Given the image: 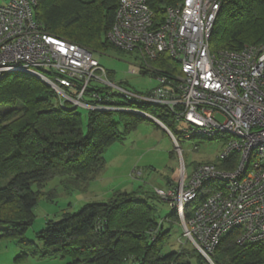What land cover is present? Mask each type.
Here are the masks:
<instances>
[{
  "label": "built area",
  "instance_id": "obj_1",
  "mask_svg": "<svg viewBox=\"0 0 264 264\" xmlns=\"http://www.w3.org/2000/svg\"><path fill=\"white\" fill-rule=\"evenodd\" d=\"M36 4L9 0L0 5V78L35 77L64 109L139 115L163 126L180 166L173 183L154 193L177 216L186 241L208 262L231 231H238L240 245L264 247V38L213 53L210 38L222 0H183L165 8L161 20L146 0H118L106 39L133 54L139 72L157 81L138 92L114 83L90 50L48 34L34 17ZM161 58L173 69L161 72L151 65ZM128 73L136 74L134 69ZM144 104L183 125L180 140L220 139L224 147L217 162L195 163L188 171L179 140L139 109Z\"/></svg>",
  "mask_w": 264,
  "mask_h": 264
},
{
  "label": "trees",
  "instance_id": "obj_2",
  "mask_svg": "<svg viewBox=\"0 0 264 264\" xmlns=\"http://www.w3.org/2000/svg\"><path fill=\"white\" fill-rule=\"evenodd\" d=\"M182 1L146 0L160 20L165 8ZM117 3L118 0H37L33 11L48 34L95 54L110 48L118 50L106 39ZM263 37L264 0H222L210 38L211 52L236 51L260 43ZM151 65L161 72L174 67L167 58L152 61ZM1 106L0 178L9 180L0 187V238L15 239L27 255L70 257L69 264H190L191 260L209 264L188 241L189 245L179 251L162 254L161 247L171 227L165 229L154 215L155 208L145 200L134 199L129 192H117L107 202L87 203L75 213L64 212L59 220L48 221L38 235L44 245L40 250L25 237L40 194L32 184L41 187L58 176L64 178L65 186L86 191L105 168L106 147L122 140L119 124L127 133L141 122H155L121 112H87L83 130L77 108L60 107L47 84L18 73L0 78ZM139 107L178 138L174 120L164 110L145 104ZM170 185L171 179H167L166 188ZM152 194L150 198H159L154 191ZM173 216L178 219L170 210L165 220L172 224ZM237 235L238 231H231L221 237L209 255L212 263L264 264V247L240 245Z\"/></svg>",
  "mask_w": 264,
  "mask_h": 264
},
{
  "label": "rangeland",
  "instance_id": "obj_3",
  "mask_svg": "<svg viewBox=\"0 0 264 264\" xmlns=\"http://www.w3.org/2000/svg\"><path fill=\"white\" fill-rule=\"evenodd\" d=\"M94 55L114 83L138 92L149 91L157 85L153 76L139 74V64L133 59V54L110 48L101 53L96 52ZM132 69L135 70V75L128 73ZM76 111L81 115L82 128L85 130L87 111L81 108H77ZM114 119L117 120V114ZM157 126L155 123L144 121L126 133L123 124H119L122 140L112 142L106 147L103 153L105 168L89 184L86 191L65 186L64 178L58 176L51 178L41 187L32 184V189L40 194L33 209V222L25 232L26 239L43 250V241L38 235L45 229L48 221L59 220L64 212L75 213L87 203L107 202L117 192H129L134 199L145 200L155 208L154 215L159 222H163L165 229L171 227L169 237L163 241L162 254L177 252L185 245H189L182 236L183 230L178 219L171 217L172 224L165 220L170 214L167 202L159 198H150L153 197L151 195L155 187L166 188L167 179H171L173 183L176 179L173 177L180 166L179 155L171 136L160 125ZM182 127L183 125L176 124L174 130L180 131ZM177 140L188 171L193 163L216 161L224 147L220 139L177 138ZM193 145H197L195 150L192 148ZM8 180L9 178H0V187ZM195 204L193 203L192 206L194 207ZM70 262V257L27 255L15 239L0 238V264H69ZM208 263L213 264L211 259ZM190 264H195L194 260H191Z\"/></svg>",
  "mask_w": 264,
  "mask_h": 264
},
{
  "label": "crops",
  "instance_id": "obj_4",
  "mask_svg": "<svg viewBox=\"0 0 264 264\" xmlns=\"http://www.w3.org/2000/svg\"><path fill=\"white\" fill-rule=\"evenodd\" d=\"M9 0H1V2H0V5H3V4H5L6 2H8ZM165 185H166V182H165ZM155 188H160V187H155Z\"/></svg>",
  "mask_w": 264,
  "mask_h": 264
},
{
  "label": "water",
  "instance_id": "obj_5",
  "mask_svg": "<svg viewBox=\"0 0 264 264\" xmlns=\"http://www.w3.org/2000/svg\"><path fill=\"white\" fill-rule=\"evenodd\" d=\"M162 128L167 132L166 128H164L163 126H162ZM167 133H168V132H167Z\"/></svg>",
  "mask_w": 264,
  "mask_h": 264
}]
</instances>
